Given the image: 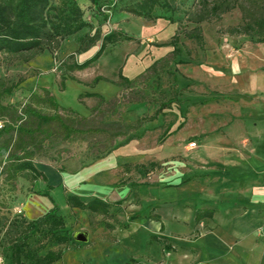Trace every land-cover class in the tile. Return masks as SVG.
<instances>
[{"label":"rangeland","instance_id":"374dc122","mask_svg":"<svg viewBox=\"0 0 264 264\" xmlns=\"http://www.w3.org/2000/svg\"><path fill=\"white\" fill-rule=\"evenodd\" d=\"M82 9L84 19L92 29H99L101 36L120 31L131 39L107 44L99 58L82 70H75L73 62L89 58L100 41L78 54L77 36H71L56 56L44 52L26 63L0 54V80L5 85L19 82L0 103L19 111L31 91L45 87L62 107L90 117L89 109L97 105L98 99L87 94L98 93L110 102L94 116L99 126L101 117L104 121L133 122L152 115L161 103L172 102L156 120L131 133L139 134L145 129L141 139L102 158L114 156L118 168L113 174L125 185L132 184L129 194L126 186L112 187V194L105 198L110 202L121 200L119 206L110 208L105 217L69 208L64 204L65 189L56 186L45 198L52 207H57L65 224L58 234L67 236L68 242L58 245L48 239L46 230H38L30 233L27 243L42 246L41 256L47 250H60V258L52 264H209L210 260H218L223 254L215 233L219 222L195 220V214L211 208L217 214L233 196L240 198L237 192L246 187L247 175H254L258 185H264V44L227 33L229 27L241 23L238 9L218 21L201 24L203 47L180 35L178 55H172L168 43L180 15H174L172 22L147 21L114 11L107 12L109 17L103 21L85 5ZM193 27L191 23L186 26ZM85 32L87 29L78 35ZM155 61V68L150 69ZM120 71L133 82L131 89L112 83ZM95 77L103 79L90 84ZM138 93H143L146 100L135 102ZM43 111L51 113L47 108ZM182 122L181 130L161 143L158 141L164 131H172ZM0 123L12 124L9 116ZM7 137H0V213L25 219L27 212L24 211V216L21 196L39 190L22 177L13 183L5 180L8 155L13 151V147H4ZM103 137V133L89 140L63 141L51 137L40 146L30 147L34 153L32 160L71 175L90 167L96 162L95 157L103 154L106 149ZM125 138L118 137L111 144L121 143ZM191 142L195 146L187 149ZM50 180L57 184V176ZM178 184L184 187V194L171 201V194L167 195ZM195 186L196 191L192 190ZM226 190L233 193L227 194ZM160 193H164L162 198L155 199ZM30 206L28 203L27 208ZM244 207L234 203L231 209L246 210ZM152 216L164 221L166 240L159 239V232L153 233L149 220ZM139 219L142 221H136ZM101 222L112 224L114 229L110 231ZM125 225L127 229L123 228ZM77 232L86 233L88 240L76 241ZM208 247H214V251ZM9 256L7 241L2 238L0 264H11Z\"/></svg>","mask_w":264,"mask_h":264},{"label":"trees","instance_id":"16d2710c","mask_svg":"<svg viewBox=\"0 0 264 264\" xmlns=\"http://www.w3.org/2000/svg\"><path fill=\"white\" fill-rule=\"evenodd\" d=\"M117 3H120L119 7ZM82 5L91 10L95 17L100 16L103 21L109 17L107 12L114 11L124 12L147 21L164 19L172 22L174 15H180L177 29L168 43L172 46V55L180 54L178 48L180 35L203 47L201 24L218 21L224 14L234 9L239 10L241 23L229 27L227 33L247 36L254 39L256 43L264 44V0H0V54L18 58L26 63L44 52L56 56L71 36H77L76 53L78 54L88 51L100 41L97 50L89 58L81 63L73 62L75 70H82L99 58L107 44L131 39L130 36L120 31L101 36L100 30L92 29L90 23L84 19ZM189 23L194 24V27L187 29L186 26ZM84 29H87V32L78 35ZM71 56L73 58L74 55ZM156 63L157 61L150 66V69L155 68ZM70 78L74 79V77ZM102 79V77H95L90 84L94 85ZM63 80L62 77L61 88H63ZM112 83L122 89H131L133 85V82L121 71L117 80ZM18 84L19 82L5 85L0 80V100L10 96ZM87 96L98 99L97 105L89 109L90 117L62 107L45 87H37L31 91L27 102L19 111L0 103V122L9 116L12 123L4 124L0 128V137L8 136L4 139V147L6 149L13 147L6 163L5 180L13 183L18 177H22L32 184L38 178L45 181V176L34 167L32 160L34 153L30 147L40 146L42 141L51 137L63 141L73 138L89 140L92 136L103 133L106 149L103 154L95 157V161L100 160L113 150L133 140L141 139L145 134V129L139 134L132 135L131 133L145 123L156 120L162 109L172 102L169 100L167 103H161L152 115L138 118L133 122L104 121L101 117L100 125L96 126L95 114L100 113L101 106L110 102L98 93H90ZM137 97L135 102L146 100L143 93H138ZM132 101L134 100H130ZM43 108L49 109L51 113L44 112ZM183 125L182 122L172 131L167 129L160 135L158 141L160 143L165 141L181 130ZM13 132L15 137H12ZM122 136H126L123 142L116 145L111 144L116 138ZM123 186H126L123 181L116 185V187ZM129 186L132 187V184ZM47 189L50 191L53 187L48 186ZM33 193L49 197L48 192ZM121 202V200L110 202L98 197L83 201L75 195L66 196L64 199V204L69 208H78L89 214L104 217L109 215L110 208L119 206ZM57 211V207L53 206L46 214L31 221L15 216L9 218L0 213V234L7 241L11 264H52L60 258V250H47L41 256L39 251L43 249L42 246H30L27 243L30 233L38 230H46L48 239L53 243L64 245L68 242L67 236L58 234L64 229L65 224ZM212 213V210L197 211L195 220L210 217ZM152 218L155 217L152 216ZM100 225L110 231L114 229L112 224L101 222ZM123 228L127 229V226ZM2 238L0 237V242ZM152 239H158V237L152 236ZM159 239L164 241L167 237L160 236ZM167 248L171 249L169 246Z\"/></svg>","mask_w":264,"mask_h":264},{"label":"crops","instance_id":"0c3cea01","mask_svg":"<svg viewBox=\"0 0 264 264\" xmlns=\"http://www.w3.org/2000/svg\"><path fill=\"white\" fill-rule=\"evenodd\" d=\"M255 88H257V85H255ZM34 167L46 179L43 181L38 178L33 181V184L30 183L31 186L38 188L41 193L48 192L50 194L51 190L47 189L48 186L53 188L62 186V189H65V197L75 195L83 201H88L95 197L106 200L105 198L112 194L110 193L112 187H116L120 182L115 173L113 174L114 169L118 168V160L114 156L97 160L90 167L71 173V175L58 173L51 166L44 163L34 162ZM52 176H57V184L51 182ZM246 178V187L237 192L241 194L240 198L236 195L233 196L232 200L222 205L220 212L217 214L213 208L205 209L212 210L213 213L210 217L202 219L219 222L215 233L218 242L217 246L220 249L219 251L223 253L218 260H210L209 264H264V185H258L259 180L254 175H247ZM187 182H190V179H187ZM127 183L126 187L129 189H127L126 194L130 190V186ZM183 188L181 184H178V186L171 188L172 191L167 196L171 194L170 200H177L184 194ZM195 188L197 187H193L192 190L196 191ZM225 193L232 194L233 191L226 190ZM237 193L235 191L234 194ZM163 194L160 193L155 199L159 196L162 198ZM21 197L23 214L25 210L27 212L26 216L24 214L26 221L35 220L43 216L52 207L43 195H36L32 192L28 196L23 195ZM202 198L203 200L207 199V197L204 198L203 196ZM28 203L31 205L29 209L27 208ZM234 203L245 206L246 210H232L231 207L234 206ZM149 220L153 226V233L155 234L157 231L160 236L166 237V235H163L164 221L157 216ZM136 221L141 222L142 220ZM206 241L209 243L208 239ZM208 248L209 251H214V247Z\"/></svg>","mask_w":264,"mask_h":264},{"label":"water","instance_id":"95a60500","mask_svg":"<svg viewBox=\"0 0 264 264\" xmlns=\"http://www.w3.org/2000/svg\"><path fill=\"white\" fill-rule=\"evenodd\" d=\"M74 239L78 242H86L87 241V235L84 232H77L74 234Z\"/></svg>","mask_w":264,"mask_h":264},{"label":"built area","instance_id":"2783aa9c","mask_svg":"<svg viewBox=\"0 0 264 264\" xmlns=\"http://www.w3.org/2000/svg\"><path fill=\"white\" fill-rule=\"evenodd\" d=\"M1 123H0V128H1ZM195 146V142H191V143H189V145H188V148H193ZM0 262H1V259H0Z\"/></svg>","mask_w":264,"mask_h":264}]
</instances>
